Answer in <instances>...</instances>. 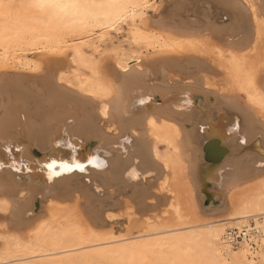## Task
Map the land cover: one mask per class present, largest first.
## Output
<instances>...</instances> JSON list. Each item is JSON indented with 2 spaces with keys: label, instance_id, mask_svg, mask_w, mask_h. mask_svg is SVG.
I'll return each instance as SVG.
<instances>
[{
  "label": "bare ground",
  "instance_id": "obj_1",
  "mask_svg": "<svg viewBox=\"0 0 264 264\" xmlns=\"http://www.w3.org/2000/svg\"><path fill=\"white\" fill-rule=\"evenodd\" d=\"M41 2L0 0V161L11 165L0 168V264L20 250L46 257L94 246L76 233L77 218L88 223L79 229L109 224L114 242L125 222L136 229L130 240H143L41 264H264V0H166L145 24L150 0H75L64 11ZM123 23L152 54L115 50L110 62L96 60ZM61 44L69 63L23 56ZM219 128L229 154L217 193L232 209L195 216L189 208L198 213L203 201L194 173ZM81 141L92 153L79 157ZM13 144L19 158L3 149ZM22 163L39 164L47 182L72 175L44 189ZM157 195L166 196L162 211ZM143 250L154 260L134 258Z\"/></svg>",
  "mask_w": 264,
  "mask_h": 264
},
{
  "label": "rangeland",
  "instance_id": "obj_2",
  "mask_svg": "<svg viewBox=\"0 0 264 264\" xmlns=\"http://www.w3.org/2000/svg\"><path fill=\"white\" fill-rule=\"evenodd\" d=\"M149 3L152 4V6L147 9V13L144 15L145 18L143 20H139V22H143L144 24L149 23V20L151 21L153 16H155L158 13V11H160L161 9H163L165 7L166 0H150ZM226 19H225L226 21L224 20V22H225V24H228L229 19L228 18H226ZM242 22L244 24H247L246 17H243ZM130 29L132 30V28L129 27V25L127 23H123L116 30H112L109 37L106 38V41L102 44L99 52L95 53L96 60H104V61H106V63L110 62L111 60H113L114 55H116L115 50H123L127 53H130V54H134V53L142 51L144 56H146L147 54L151 55L153 52L152 51L153 48L148 47L149 50L147 51L143 44L138 45V44H135L132 42ZM74 35H75L74 38H80L79 35H77V34H74ZM70 50H71V48L67 49L63 44H61V46L58 49L55 48V50L46 49L44 51L43 49H39V50L30 49V50L26 51V53L23 56H25L26 60H28L32 63H36V64L38 62H41L42 58L45 56H47V59H48L47 63H50L49 65H53L56 63V60H54V61L52 60L53 57H58V58H60V60H62V61L65 60V61H68L67 63H69L70 62L69 61L70 53H71ZM43 51H44V54L42 53ZM43 68L44 67L42 66V69ZM70 70H73V66L70 67ZM36 150H38V149L36 148ZM238 190H239L238 191L239 196H240V194L241 195L245 194V193H243V192H245V190L240 188L239 185H238ZM155 198H156V201H155L156 207L155 208L162 211L164 209L165 204L167 203V200L165 199L166 196L163 197V196L157 195ZM223 203L224 204L222 206H220L219 209H214V208L208 209L202 203L200 206V211L199 210L197 211L198 213H196L197 209L193 210L191 207L189 208L188 213H191L192 215H195V216L198 214V215H200V217L201 216L207 217L209 215H214V214L223 215V214H225L226 210H228V212H229L232 209L231 206H229V209H228V204L226 201ZM82 221L84 223H86L84 220H82ZM82 221L78 220V218H77V220L75 219L76 227H77L76 233L77 234L83 233L87 236H91V239L93 240L94 246L84 247L81 249H77L75 251H67L65 253L62 252L63 254L58 253L56 255H51V256H46V257L32 256L33 254H30L29 256H27V254L24 250H23V252H21V250L19 249L20 254L17 256L13 253L9 254L10 259L12 260L11 261L12 264L13 263L14 264H41V263H44V261H47L48 259H55V258L66 259V258H69L72 256L81 257L82 254H85V255L86 254H92L93 256H101V255L106 254L109 251V249L113 246H130L133 243L136 244V243H139V241L143 240V239H140L138 241L130 240V238L135 236L134 232L136 229L132 228V226H130V225H126L125 222H122V224L120 226H118L119 228L117 229L116 234H115L116 236L122 237L123 240H121L120 242L119 241L114 242V241H111L112 238L110 235V225L109 224H105V225L94 224L93 225L94 228L92 227V230H90L86 225L88 223H86L85 224L86 230H85V228L82 229L83 228ZM251 222H252V220H251ZM81 224H82V226H81ZM79 226L82 227L80 229H82L83 231L85 230V231L82 232L79 229ZM105 226L108 227L109 230ZM97 227H98V229H97ZM87 230L89 231V234H87V232H86ZM106 230H107V232H106ZM79 232H81V233H79ZM238 240H241V238ZM1 245L2 244H0V247H1ZM139 252H142V253H140V255L137 254V256L134 255V258H137L142 262L154 260L153 255L150 254L148 251L143 250V251H139ZM22 253H24V255H21ZM105 256H107V255H105ZM113 261H115L113 264H125V260L121 257H115L113 259Z\"/></svg>",
  "mask_w": 264,
  "mask_h": 264
},
{
  "label": "water",
  "instance_id": "obj_3",
  "mask_svg": "<svg viewBox=\"0 0 264 264\" xmlns=\"http://www.w3.org/2000/svg\"><path fill=\"white\" fill-rule=\"evenodd\" d=\"M238 1H240V3L243 4L242 0H238ZM223 18L226 19L227 16L224 15ZM153 98L154 96L149 95V99H147L146 102L147 103L150 102L151 99ZM231 122L234 123V119ZM233 125L236 126L235 123ZM200 131H202V129H200ZM217 133L218 134H214V133L208 134L209 140L202 144L203 158L198 162L196 171L194 173L195 181L198 184L199 196L203 201L204 206L207 208L209 207L208 209H210L211 205L222 206L224 204L223 197L217 193V190L220 191L219 179L221 178L218 172L221 169L222 161L224 160L226 155L229 154V147L226 144L227 132L219 128L217 130ZM93 145H94L93 143H86L81 141V152L79 154V157H82L84 155L85 150H88L89 153H92L91 151L92 148L94 147ZM21 148L22 146L16 147L13 144V146L11 147L7 146L4 147L3 149L7 153L11 154L13 156L12 159H14L18 157L17 154L21 150ZM54 149L61 152L63 156L70 155L69 153L70 148L64 146L63 144L55 145ZM33 152H34V158H40V152L38 150L33 148ZM8 159L7 161L6 159L0 161V168H6L11 166ZM17 163H18L17 165H19V163L21 162H17ZM83 163H86V160H83ZM21 172L34 174L33 180L39 182L42 188L50 189V190L56 189L59 179L66 178L72 175V173L66 174L62 172L58 175H55L54 179H52L51 182L50 181L47 182L42 175V170L39 164L36 167H30V165L27 166L26 163L23 164ZM84 182H87V184H89V180L87 177L84 179ZM213 184H215L214 188L211 187ZM39 209H40V201L39 198H36L32 213L36 214Z\"/></svg>",
  "mask_w": 264,
  "mask_h": 264
},
{
  "label": "snow or ice",
  "instance_id": "obj_4",
  "mask_svg": "<svg viewBox=\"0 0 264 264\" xmlns=\"http://www.w3.org/2000/svg\"><path fill=\"white\" fill-rule=\"evenodd\" d=\"M119 0H109V3L111 4H116L118 3ZM50 6V7H54V8H59L61 9V11L70 9V8H74L77 6L75 0H73V2L71 3H58L57 0H42L41 3H39L37 6L43 7V6Z\"/></svg>",
  "mask_w": 264,
  "mask_h": 264
}]
</instances>
